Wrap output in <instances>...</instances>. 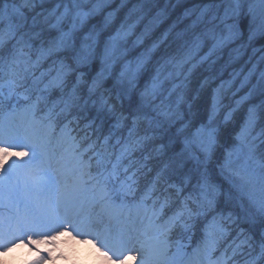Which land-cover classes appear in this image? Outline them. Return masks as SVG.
Segmentation results:
<instances>
[{"label": "snow or ice", "instance_id": "snow-or-ice-1", "mask_svg": "<svg viewBox=\"0 0 264 264\" xmlns=\"http://www.w3.org/2000/svg\"><path fill=\"white\" fill-rule=\"evenodd\" d=\"M128 3L0 0V253L264 264V0Z\"/></svg>", "mask_w": 264, "mask_h": 264}, {"label": "clouds", "instance_id": "clouds-1", "mask_svg": "<svg viewBox=\"0 0 264 264\" xmlns=\"http://www.w3.org/2000/svg\"><path fill=\"white\" fill-rule=\"evenodd\" d=\"M76 238L72 237L69 233H61L59 237H56L52 241L39 240L36 241V250H33L31 253V258L35 259L38 250L47 249L50 250L53 259H50L46 264H64L63 260L60 258H69L70 264H113L112 261L105 258V254L100 252L99 249L93 245L91 242H87L91 245V252L95 253V258H91L88 253V249L85 245H81L78 251L84 252L85 256L81 259H77V256L74 254L77 249L73 248V245L76 243ZM7 253L0 254V264H9L8 261L3 259V256ZM59 257V258H58Z\"/></svg>", "mask_w": 264, "mask_h": 264}, {"label": "rangeland", "instance_id": "rangeland-1", "mask_svg": "<svg viewBox=\"0 0 264 264\" xmlns=\"http://www.w3.org/2000/svg\"><path fill=\"white\" fill-rule=\"evenodd\" d=\"M81 245H85L88 249L87 255H89L91 258H95V253L91 252V245H89L83 238H80L76 241V243L73 245L74 249H77V251L74 252V254L77 256V259H81L85 256L84 252L78 251ZM2 254V253H0ZM32 253L28 251L27 245L19 246L16 248H13L9 252H7V255L3 256V259L8 261L9 264H24L25 260L31 258ZM60 260L64 261V264H70L69 258H60Z\"/></svg>", "mask_w": 264, "mask_h": 264}, {"label": "trees", "instance_id": "trees-1", "mask_svg": "<svg viewBox=\"0 0 264 264\" xmlns=\"http://www.w3.org/2000/svg\"><path fill=\"white\" fill-rule=\"evenodd\" d=\"M197 2H199V0H197ZM206 2V0H205ZM138 3V0H129V3H128V8H131L133 5L137 4ZM54 6L53 4H46L45 7H52ZM161 7L164 6V0H161V4H160ZM187 6H191V4H188ZM107 129L105 128V133H106ZM154 174V173H153Z\"/></svg>", "mask_w": 264, "mask_h": 264}]
</instances>
